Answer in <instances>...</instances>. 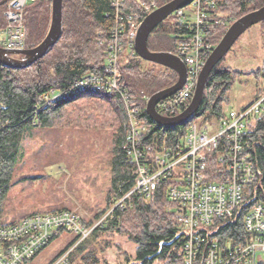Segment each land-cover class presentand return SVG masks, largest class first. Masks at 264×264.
Listing matches in <instances>:
<instances>
[{
  "label": "trees",
  "instance_id": "16d2710c",
  "mask_svg": "<svg viewBox=\"0 0 264 264\" xmlns=\"http://www.w3.org/2000/svg\"><path fill=\"white\" fill-rule=\"evenodd\" d=\"M170 1L172 0H160L159 4L163 6ZM7 3L0 6V30L8 26L4 17ZM218 5V13L230 19L231 24L227 28H211L210 38L214 46L219 44L236 20L264 6V0H219ZM111 13L110 0H64L63 34L57 45L28 69L15 70L0 64V226L17 219H4L5 203L15 185L29 180L23 177L15 181L14 173L19 159L23 156V141L37 130L60 129L74 124L87 129H102L107 125L113 131L110 152L111 183L107 198L109 208L97 214L90 220V224L103 217L115 202H119L134 187L133 168L123 150L128 116L118 94L86 92L70 94L56 102L46 100L51 91H66L85 75L104 73L106 44H100L96 33L102 32L107 39V33L114 24L113 16H108ZM49 14L50 2L41 0L25 8L27 49L43 41L44 38L42 41L39 38ZM259 25L264 36V22ZM184 32V29H176L174 25L164 22L152 33L148 47L153 52L175 54L178 35ZM220 63L208 80L207 95L195 117V121L201 120V125L218 121L231 109L233 90L242 75V72L232 68H223ZM253 74L263 86L256 92L253 100L240 109H246L264 97V61ZM177 80L178 75L167 68L162 67L158 72L143 71L141 59L137 55L134 58L123 57L120 62L119 82L134 97V103L142 108L141 117L149 127L143 140L151 143L156 151L164 146L171 148L177 145L190 124L173 128L162 127L156 125L145 111L147 98L171 87ZM247 142L245 152L255 167L256 180L244 189L241 206L234 217L218 220L210 228L211 233L206 243L207 247L217 243L224 252L245 242V216L259 205L264 210V114L250 122ZM224 151L223 143L219 142L218 151L208 160V179L211 181H223L227 177V174H223L225 165L219 162ZM125 202L123 208L115 209L103 228L95 229L91 236L72 250L68 264H113L109 256L104 255V251L111 250L108 249V242L99 241L103 237L114 235L126 237L135 246L134 254L122 250L120 255L117 250V256L123 259V264H183L184 237L179 216L166 196V185L159 186L153 202L138 196H132ZM61 210L53 208L47 211L24 212L16 217L24 218L36 213ZM78 240V237L73 236L71 242L49 264H53L72 249ZM32 263L33 261L29 264Z\"/></svg>",
  "mask_w": 264,
  "mask_h": 264
},
{
  "label": "built area",
  "instance_id": "2783aa9c",
  "mask_svg": "<svg viewBox=\"0 0 264 264\" xmlns=\"http://www.w3.org/2000/svg\"><path fill=\"white\" fill-rule=\"evenodd\" d=\"M38 1L41 0H9L4 12L8 26L0 30L1 48L26 49L24 11L29 4ZM42 1L52 3V0ZM159 2L110 0L113 13L108 16H113L114 24L107 39L102 32L96 33L100 44H106L104 73L85 75L66 91L54 90L46 96L48 102H56L70 94L104 91L122 98L128 116L123 150L133 168L134 187L92 224V217L64 209L32 214L0 226V264H29L65 232L79 240L53 264H68L72 250L95 229L103 228L115 209L123 208L132 196L153 202L162 184L166 185V196L179 216L184 237L183 264H263L256 259L257 253H264V210L261 205L245 216L247 238L240 246L224 252L217 243L208 247L206 243L210 228L218 220L234 217L241 206L244 189L256 180L255 167L245 150L250 122L264 114V97L246 109L229 110L210 124L201 125L195 121V116L186 122L190 123L188 130L177 145L156 151L151 143L143 140L149 127L141 117L142 108L134 103V97L119 82L120 62L124 55L127 58L137 55L138 30L143 21L161 7ZM218 2L192 0L170 16L175 20L176 29L186 31L178 35L174 55L185 64L187 79L180 91L156 106L157 112L164 117H175L190 104L203 68L216 47L210 38L211 28H227L231 24L230 19L218 13ZM214 127L218 130L210 135L208 132ZM219 142L225 148L219 162L225 165L223 174L227 177L223 181H211L208 179V160L218 151Z\"/></svg>",
  "mask_w": 264,
  "mask_h": 264
},
{
  "label": "rangeland",
  "instance_id": "374dc122",
  "mask_svg": "<svg viewBox=\"0 0 264 264\" xmlns=\"http://www.w3.org/2000/svg\"><path fill=\"white\" fill-rule=\"evenodd\" d=\"M48 16L39 41H42L49 31L51 14ZM174 23L175 20L172 17L165 21V24L170 26ZM263 61L264 36L258 24L244 33L220 63L223 68L242 72L233 90L230 110L240 109L249 104L263 86L253 74ZM141 68L143 71L162 70V66L144 59H141ZM200 121L198 119L199 123ZM107 127L105 125L102 129H87L73 124L60 129L37 130L28 136L22 143L23 156L16 166L14 180L17 181L23 177L29 180L12 188L5 203L4 219L13 221L16 218L19 219L16 216L24 212L47 211L53 208L68 209L94 218L107 210L111 183L110 152L113 139V131ZM217 130L214 127L208 133L211 135ZM72 239L73 235L65 232L54 240L32 264H49ZM104 241L108 242V249H111L104 251V255L109 256L113 264L124 263L123 259L117 256V250L120 255L123 253L122 250L134 254L135 246L124 236L103 237L99 242ZM256 259L264 264V253H257Z\"/></svg>",
  "mask_w": 264,
  "mask_h": 264
},
{
  "label": "water",
  "instance_id": "95a60500",
  "mask_svg": "<svg viewBox=\"0 0 264 264\" xmlns=\"http://www.w3.org/2000/svg\"><path fill=\"white\" fill-rule=\"evenodd\" d=\"M8 1L0 0V6ZM191 1L172 0L161 6L143 21L136 37L135 51L141 59L170 69L178 75V80L174 85L156 92L149 98L146 105L148 117L155 124L163 127L173 128L183 125L197 115L206 96L208 80L214 69L226 57L244 33L253 26L264 22V6L236 20L228 28L219 44L215 47L212 55L207 60L190 104L179 115L171 118L164 117L157 112L156 106L159 102L171 97L183 88L187 79V71L185 64L176 55L151 51L148 47V41L157 27L164 23L175 11L186 7ZM63 2L64 0H52L50 28L46 37L39 45L22 50H8L0 47V64L7 68L22 70L30 68L36 62L43 59L62 37ZM18 56L21 58H17Z\"/></svg>",
  "mask_w": 264,
  "mask_h": 264
},
{
  "label": "crops",
  "instance_id": "0c3cea01",
  "mask_svg": "<svg viewBox=\"0 0 264 264\" xmlns=\"http://www.w3.org/2000/svg\"><path fill=\"white\" fill-rule=\"evenodd\" d=\"M163 68H165V67H163Z\"/></svg>",
  "mask_w": 264,
  "mask_h": 264
}]
</instances>
